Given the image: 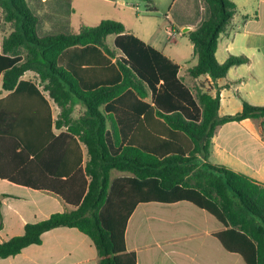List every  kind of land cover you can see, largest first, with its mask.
Wrapping results in <instances>:
<instances>
[{
  "label": "trees",
  "instance_id": "obj_1",
  "mask_svg": "<svg viewBox=\"0 0 264 264\" xmlns=\"http://www.w3.org/2000/svg\"><path fill=\"white\" fill-rule=\"evenodd\" d=\"M140 1L157 12L153 0ZM201 1L209 16L184 34L197 60L189 75L217 81L250 60L231 56L218 62L219 39L237 6L232 0ZM1 23L11 25V32L0 37V86L9 92L0 99V119L8 149L22 165L8 175L74 209L26 224L23 235L0 244V260L68 227L93 241L99 264H138L126 245L136 208L187 202L223 225L214 236L228 252L246 264H264V184L209 161L218 127L264 120V106L243 101L241 112L221 117L219 91L215 97L210 90L195 94L179 77L178 64L115 20L41 36L27 0H0ZM109 36L115 37L112 47ZM28 72L37 81L25 80ZM49 100L60 108L57 119ZM77 102L86 111L74 118ZM113 171L130 175L113 178Z\"/></svg>",
  "mask_w": 264,
  "mask_h": 264
},
{
  "label": "crops",
  "instance_id": "obj_2",
  "mask_svg": "<svg viewBox=\"0 0 264 264\" xmlns=\"http://www.w3.org/2000/svg\"><path fill=\"white\" fill-rule=\"evenodd\" d=\"M27 1L39 18L38 33L41 36L78 33L82 26H87L82 15L87 3L93 5V13L103 16L99 23L103 20L119 21L118 17L124 18L122 12L126 9L139 10L136 0ZM232 1L237 6V13L219 39L216 58L219 63H224L231 56H245L250 62L231 68L226 78L217 81L207 75L199 78L189 75V70L197 63L191 42L189 53L180 56V53L168 49L163 40L165 37L168 42H176L178 36H186L187 28L194 30L209 16L201 0H172L159 34H148L139 26L121 21L128 33L178 64L179 77L195 94L198 90H210V95L215 97L219 91L221 117L241 112L243 101L253 106H264V0ZM180 18L183 21L178 22ZM169 29L175 32L174 38L168 36ZM0 37L1 40L4 38L1 33ZM31 74L36 79L32 72L23 78L35 81L28 78ZM8 95L9 92L0 86V99ZM146 101L151 102V98ZM49 104L53 119H57L60 108L51 100ZM76 109H81L82 115L86 111L77 102L74 118L82 116L75 114ZM4 123L0 119V244L23 235L28 223L40 222L52 214L74 209L52 192L11 181L8 174L14 175L22 165L14 152L8 149ZM52 133H55L54 128ZM82 148L86 161L87 152L84 146ZM209 161L264 184V120L246 119L218 127ZM114 172L119 171L112 174ZM120 173L122 175L116 177L130 175ZM223 230V225L215 217L187 202L140 204L128 222L126 245L129 252L136 253L138 264H246L240 255L228 252L215 238L214 234ZM0 264H99V256L87 235L75 228L60 227L44 233L40 245H31L16 256L1 259Z\"/></svg>",
  "mask_w": 264,
  "mask_h": 264
},
{
  "label": "rangeland",
  "instance_id": "obj_3",
  "mask_svg": "<svg viewBox=\"0 0 264 264\" xmlns=\"http://www.w3.org/2000/svg\"><path fill=\"white\" fill-rule=\"evenodd\" d=\"M137 5L139 6L138 11H134L131 9H126L122 12L124 18L121 16L118 17L120 19L118 22L124 21L127 25L134 24L142 28L148 34H159L162 29V21L165 20V15L167 14V9L171 6L172 0H155L154 6L157 8L158 12L150 13L148 11L147 4L143 1L136 0ZM85 10L82 12L84 17V22L87 26L93 27L98 25L100 19L103 17L96 13H93V5L87 3L85 5ZM180 17V16H178ZM183 17V16H182ZM130 19V22H129ZM183 21L182 18L178 19V22ZM122 23V22H121ZM131 23V24H130ZM2 24V23H1ZM183 30V29H182ZM11 32V25L2 24L0 27V33L2 37L7 36ZM163 40L166 41V46L168 49H171L173 52L180 53V56H185L189 53L190 41L187 37L176 38V42H168V40L164 37ZM114 36H109L107 39V43L109 46H113ZM28 78L35 79L34 75H29ZM37 81V79H35ZM81 109H76L75 114L77 116L82 115ZM122 173L114 172L113 176H120Z\"/></svg>",
  "mask_w": 264,
  "mask_h": 264
},
{
  "label": "built area",
  "instance_id": "obj_4",
  "mask_svg": "<svg viewBox=\"0 0 264 264\" xmlns=\"http://www.w3.org/2000/svg\"><path fill=\"white\" fill-rule=\"evenodd\" d=\"M167 34L170 38H174L176 36L175 32L172 29H169Z\"/></svg>",
  "mask_w": 264,
  "mask_h": 264
},
{
  "label": "water",
  "instance_id": "obj_5",
  "mask_svg": "<svg viewBox=\"0 0 264 264\" xmlns=\"http://www.w3.org/2000/svg\"><path fill=\"white\" fill-rule=\"evenodd\" d=\"M189 31V29L187 28L186 30H185V32H188Z\"/></svg>",
  "mask_w": 264,
  "mask_h": 264
}]
</instances>
